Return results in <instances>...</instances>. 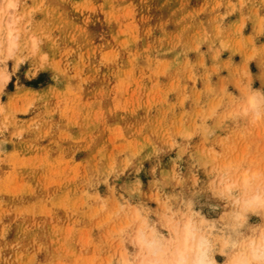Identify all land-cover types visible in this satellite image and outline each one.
<instances>
[{"label":"rangeland","instance_id":"374dc122","mask_svg":"<svg viewBox=\"0 0 264 264\" xmlns=\"http://www.w3.org/2000/svg\"><path fill=\"white\" fill-rule=\"evenodd\" d=\"M7 2L0 264H139L190 219L264 264V0Z\"/></svg>","mask_w":264,"mask_h":264},{"label":"bare ground","instance_id":"6f19581e","mask_svg":"<svg viewBox=\"0 0 264 264\" xmlns=\"http://www.w3.org/2000/svg\"><path fill=\"white\" fill-rule=\"evenodd\" d=\"M13 0H8L7 9L14 7ZM1 23V22H0ZM12 29L8 32L9 51L15 45V38H12ZM259 96V95H258ZM258 101L250 98L248 103L249 109H255ZM247 183V178H244ZM248 206H262L264 204V196L262 194H254L245 200ZM191 220V219H190ZM188 220L182 226H176L174 229V243L169 246L168 256L164 255L165 247L159 240H146L143 235L139 237V243L146 248V259L141 260L139 264H214L213 258L209 253V243L206 239L200 237L196 232L192 222ZM139 244V245H140ZM140 245V246H141ZM251 257L256 261L264 260V232L258 242H251ZM145 257V256H144ZM142 259V258H141ZM232 264H248V259L244 256H238L232 261Z\"/></svg>","mask_w":264,"mask_h":264}]
</instances>
